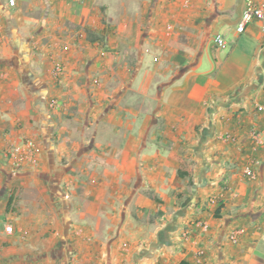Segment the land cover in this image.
<instances>
[{
	"label": "crops",
	"instance_id": "obj_1",
	"mask_svg": "<svg viewBox=\"0 0 264 264\" xmlns=\"http://www.w3.org/2000/svg\"><path fill=\"white\" fill-rule=\"evenodd\" d=\"M16 2L0 0V264H264V21L238 32L245 0ZM28 139L38 163L17 168ZM196 219L210 229L184 239Z\"/></svg>",
	"mask_w": 264,
	"mask_h": 264
},
{
	"label": "built area",
	"instance_id": "obj_2",
	"mask_svg": "<svg viewBox=\"0 0 264 264\" xmlns=\"http://www.w3.org/2000/svg\"><path fill=\"white\" fill-rule=\"evenodd\" d=\"M16 0H8V5L16 6ZM254 20L264 21V6L259 5L256 0H245V9L242 15V19L238 24L237 30L242 33L245 31L247 25ZM4 28V23L0 15V30ZM174 30L173 24L168 25L167 31L171 33ZM214 44L219 48H226V38L218 33L214 37ZM66 72V67L63 62L56 61L52 68V74L56 77H62ZM53 106L57 104L56 100L51 102ZM259 110H264L263 106L258 107ZM251 138L256 145L264 144V130H252L250 133ZM7 154L13 160V165L17 168L22 167L27 162L31 164H37L40 156V150L34 140L28 139L20 143L13 144L7 151ZM248 175H252V170H247ZM6 232L11 234L13 232V226L11 224L6 226ZM210 229V224L202 219H196L184 229L183 237L187 240L197 241L198 237L207 232ZM240 231L232 233L230 238L237 240ZM205 254V248L200 247L197 250L198 258H201Z\"/></svg>",
	"mask_w": 264,
	"mask_h": 264
},
{
	"label": "trees",
	"instance_id": "obj_3",
	"mask_svg": "<svg viewBox=\"0 0 264 264\" xmlns=\"http://www.w3.org/2000/svg\"><path fill=\"white\" fill-rule=\"evenodd\" d=\"M180 175H182V172L180 171ZM218 214V213H217Z\"/></svg>",
	"mask_w": 264,
	"mask_h": 264
}]
</instances>
